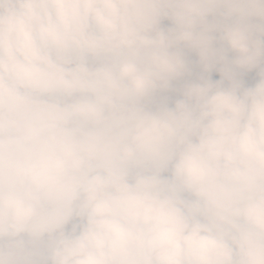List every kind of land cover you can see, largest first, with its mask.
I'll return each mask as SVG.
<instances>
[{"label": "clouds", "instance_id": "clouds-1", "mask_svg": "<svg viewBox=\"0 0 264 264\" xmlns=\"http://www.w3.org/2000/svg\"><path fill=\"white\" fill-rule=\"evenodd\" d=\"M0 264H264V0H0Z\"/></svg>", "mask_w": 264, "mask_h": 264}, {"label": "rangeland", "instance_id": "rangeland-1", "mask_svg": "<svg viewBox=\"0 0 264 264\" xmlns=\"http://www.w3.org/2000/svg\"><path fill=\"white\" fill-rule=\"evenodd\" d=\"M190 55H191V59H193V60L197 59V58L195 57V54H190ZM252 75H254V73H253ZM213 76H219V73H218V72H213V73H212V77H213ZM217 79H218V77H217Z\"/></svg>", "mask_w": 264, "mask_h": 264}, {"label": "trees", "instance_id": "trees-1", "mask_svg": "<svg viewBox=\"0 0 264 264\" xmlns=\"http://www.w3.org/2000/svg\"><path fill=\"white\" fill-rule=\"evenodd\" d=\"M217 77H218V79H220V76H213L212 79L213 80H218Z\"/></svg>", "mask_w": 264, "mask_h": 264}, {"label": "crops", "instance_id": "crops-1", "mask_svg": "<svg viewBox=\"0 0 264 264\" xmlns=\"http://www.w3.org/2000/svg\"><path fill=\"white\" fill-rule=\"evenodd\" d=\"M252 75V74H251Z\"/></svg>", "mask_w": 264, "mask_h": 264}]
</instances>
